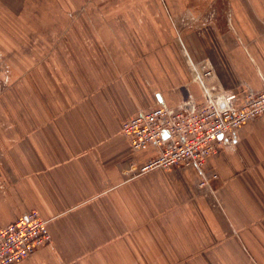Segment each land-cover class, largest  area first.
Listing matches in <instances>:
<instances>
[{
  "label": "crops",
  "instance_id": "0c3cea01",
  "mask_svg": "<svg viewBox=\"0 0 264 264\" xmlns=\"http://www.w3.org/2000/svg\"><path fill=\"white\" fill-rule=\"evenodd\" d=\"M24 1H9L19 18ZM164 1L119 0L90 25V51L86 24L59 21L73 53L60 54L58 77L33 66L44 84L32 82L31 99L0 118V227L34 209L52 236L15 264H264V114L241 127L234 150L209 158L215 194L202 192L194 168L126 173L158 149L134 150L125 120L158 103L201 101L187 64L211 69L215 90L264 86V0H230L231 21L201 26L204 34L197 22L167 30L166 13L196 17L211 0Z\"/></svg>",
  "mask_w": 264,
  "mask_h": 264
},
{
  "label": "built area",
  "instance_id": "2783aa9c",
  "mask_svg": "<svg viewBox=\"0 0 264 264\" xmlns=\"http://www.w3.org/2000/svg\"><path fill=\"white\" fill-rule=\"evenodd\" d=\"M192 70L201 89L200 102L189 96L177 106L158 103L123 122L122 133L134 150L158 149L145 163H131L126 173L194 168L202 192L215 194L213 182L219 175L206 170L208 160L220 151L234 150L241 127L264 114V86L257 91L246 84L238 90H215L209 83L211 69ZM51 241L48 220L37 210H27L0 227V264L21 262Z\"/></svg>",
  "mask_w": 264,
  "mask_h": 264
},
{
  "label": "rangeland",
  "instance_id": "374dc122",
  "mask_svg": "<svg viewBox=\"0 0 264 264\" xmlns=\"http://www.w3.org/2000/svg\"><path fill=\"white\" fill-rule=\"evenodd\" d=\"M9 1L2 0L3 3H1L0 0V118L12 116V113L16 111L10 102H24L27 98L31 99L32 94L31 91H27V87L32 82L33 85L44 84L41 75L36 81L32 77L33 66L40 72L43 70L44 62L45 67L49 68L55 77H58L60 54L62 51L67 56H71L73 53L72 45L67 40H62L66 35L59 33V21L66 22V25L70 21H79L86 24L85 28L90 30V25L93 26L94 22L102 23L104 16L111 15V12H115L116 7L119 8L126 4L120 3L119 0H25L23 5L25 10L19 18L13 11L15 7ZM18 1L20 4V0ZM21 1L23 2V0ZM159 1L163 6L166 4L164 0ZM81 4L83 8L96 6L110 9L109 13L95 12L94 9L79 12L76 6ZM202 7L203 9L198 12L199 15L196 17L188 14L187 11L176 13L167 11L168 27L165 28L167 30L172 28L178 33L193 30L191 27L198 26L196 25L198 23L200 27L196 31L199 34H204L208 29H203L201 26L213 25L212 23L217 22V19L231 21L230 0H211L210 3L206 2V5ZM217 10L221 12L218 14L219 18H217ZM117 15L116 20H126L122 13H117ZM86 29L83 30V33L87 34H82V36L86 43L84 47L90 51L93 45L88 37L92 34L91 30L88 32ZM94 33L95 36H100L98 31ZM93 58H97L95 53H93ZM187 69L191 80L194 81L192 66L187 64ZM175 169L183 170V168ZM214 190L217 189L214 188Z\"/></svg>",
  "mask_w": 264,
  "mask_h": 264
}]
</instances>
